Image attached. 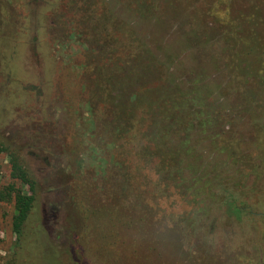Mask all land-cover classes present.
Returning <instances> with one entry per match:
<instances>
[{"label": "trees", "instance_id": "trees-1", "mask_svg": "<svg viewBox=\"0 0 264 264\" xmlns=\"http://www.w3.org/2000/svg\"><path fill=\"white\" fill-rule=\"evenodd\" d=\"M200 1L126 0V6L134 5L125 13L129 22L111 11L102 22L93 0H9L8 9L0 12L8 33L0 35V148L8 156L12 181L7 187L17 241L12 264H23V244L33 237L36 245L44 240L62 251L66 264L76 257L72 247L81 238L82 225L75 223L66 201L67 163L74 155L77 128L66 108L76 94L93 105L90 126L104 140L113 139L112 146L121 153L115 173L122 178V190L111 198L125 202L137 197L147 212L177 224L182 240L202 229L216 235V212L227 225L232 219L226 209L240 217L245 204L261 208L255 187L264 185V136L253 129H264V101L257 106L260 100L243 86L247 80L258 82L257 94L264 95L257 61L260 51L264 57V0H209L207 4L216 5V16L212 8L202 13L195 9ZM229 3L231 9L223 8ZM159 4L163 12L158 14ZM172 14L187 22L173 29ZM51 17L59 28L66 27L50 30ZM77 22L94 24L86 33L91 41L84 50L86 80L79 92L60 85L65 63L56 56L53 42L57 32L74 39ZM132 23H151V31L137 30ZM244 34L250 37L249 45ZM186 62L202 63L200 73ZM206 66L215 68L216 75L228 72L233 101L232 90L208 82ZM73 77L77 87L76 73ZM56 102L61 108H54ZM240 112L248 122L251 143L237 133V156L224 136L225 128L242 121ZM59 142V147L53 144ZM243 185L253 190L243 191ZM57 192L63 199L40 204L42 196ZM250 216L264 221L260 214ZM53 218L63 224L56 238L64 236L63 244L46 237L45 225Z\"/></svg>", "mask_w": 264, "mask_h": 264}, {"label": "rangeland", "instance_id": "rangeland-1", "mask_svg": "<svg viewBox=\"0 0 264 264\" xmlns=\"http://www.w3.org/2000/svg\"><path fill=\"white\" fill-rule=\"evenodd\" d=\"M93 1L102 22L103 17H108L110 11L115 13L121 21H130L125 13L128 10L133 11L134 5L126 6V0ZM206 1H200L195 9L200 10L202 13L212 8L214 16H216V5L207 4L209 0ZM0 5L4 7L0 11L3 13L5 9H8L9 0H0ZM230 5V3L224 5L223 8L227 9ZM156 7L159 9L158 14L163 12L162 5L159 4ZM239 7L245 9L241 4ZM219 9L222 10V7L220 6ZM230 9H228L229 12L233 11ZM174 17L178 18L175 14L172 18ZM176 18L173 21V29H176L178 25L182 27L187 22V20L185 21L180 17L178 20ZM51 19L54 22L50 21L47 25L50 30L59 31L61 28L66 27L60 26L59 28L55 24L56 18L51 17ZM79 23L77 22L79 31L74 35V39L68 40L66 35L61 36L60 32H57L53 41L54 46L57 47L55 49L58 52L56 56L61 61L63 58L65 63L63 67L64 76L59 81L60 85L65 90L66 87L72 85L78 92L86 80L84 72L87 70L86 57L88 55L84 50L87 49L91 41L86 33H90L94 29L93 23L101 22L95 20L91 24ZM5 24L0 23V35L8 34L5 31ZM116 24L118 25V23ZM136 25L137 23H132V26L140 31L150 30L152 26L151 23L147 26ZM246 36L245 34L241 35L249 45L250 37ZM7 37L10 38V36ZM10 46H12V42H10ZM65 57H68V59ZM257 58L259 77L262 79L264 78V57L261 51L258 53ZM67 62H70L72 67H68ZM192 64L197 73H200L198 66L202 63L192 62ZM192 64L185 63L186 66H192ZM206 68L208 70V82L211 81L214 86L224 85L223 89L225 91L232 90L233 92L229 94V97L233 101L234 86L228 72L216 75L215 68L211 69L209 66H206ZM75 73L78 80L77 87L73 77ZM1 81L0 79V85ZM253 82L255 81L247 80L243 87L248 95L260 100L257 106H261L264 95L259 96L257 94L258 82ZM254 85L255 89H253ZM239 95L245 97V94ZM216 98H219L218 94H216ZM252 102L253 104L256 103L254 100ZM69 103L71 104L66 109L70 115L72 114V123L76 124L77 128L75 130L76 136L72 138L74 155L71 159H68L69 162L67 163L70 180L67 182L66 201L68 203L67 209L71 210L72 214L77 217L75 223L78 226L82 225L81 238L72 247V253L76 256L72 264H264V221L252 219L250 216L259 214L262 217L264 216V212H262L264 211V185L255 187L258 189L257 196L261 197V200H259L261 208L245 204L242 207V212L240 211V214H242L240 217L236 211L226 209L229 213L227 216L232 219L231 224L227 225L216 212V235L213 236L212 231L207 233L202 229L200 232L197 231L196 236L191 234L190 240H182L177 236L179 234L177 224L169 223L170 220L167 222L169 224H166L162 218L156 216L151 210L147 212L148 210L142 205V200L137 197L134 198V201L127 200L125 202L111 198V196L118 195L122 190V178L115 173L118 167H116V163L119 161L121 153L115 148L116 145L112 146L111 143H115L113 139L105 137L106 140H104L101 138L102 133L95 131L96 129L94 130L88 123L89 111L93 105L87 99H84L80 94H76L74 101L72 100ZM55 104L54 108H61L58 102ZM34 115V119H39V114L34 112ZM230 116L233 117L234 113ZM238 117L242 121H234L231 127L225 128L226 134L224 136L227 146L231 149L230 152L237 156L239 155L238 143L237 141L234 142L237 133L246 137L248 145L251 143V134L247 130L248 122H244L245 115L240 112ZM50 121L54 122L52 119ZM201 125L202 127L205 126L204 124ZM44 127L51 129L50 124H45ZM253 132L264 136V129L262 128H254ZM10 134L9 132V135L5 134V136L9 137ZM59 143L53 144L59 147L61 142ZM11 183L9 159L7 154L0 148V264H12L17 249L16 236L12 232L13 204L11 196L7 192V187ZM241 188L246 192L253 190V188L244 185ZM24 190L27 191L26 188ZM55 197L63 199L64 195L57 192V194L50 195L49 198L42 196L40 204L46 199L53 201ZM146 202L148 201L146 200ZM189 210L191 211V208H188L186 213ZM80 213L82 214L80 215ZM62 219H64V216H61ZM62 226L63 224L58 221V218H53L52 222L45 225L46 237L54 243L60 241L63 244L65 242L64 236L56 240ZM172 228L174 229L172 230ZM23 252L25 256L23 264H66L67 262L62 260L65 259L62 251H54L44 240L36 245L34 237L27 238L24 242Z\"/></svg>", "mask_w": 264, "mask_h": 264}]
</instances>
